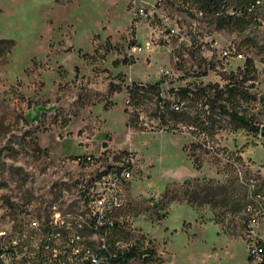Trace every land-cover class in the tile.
<instances>
[{
	"label": "rangeland",
	"instance_id": "rangeland-1",
	"mask_svg": "<svg viewBox=\"0 0 264 264\" xmlns=\"http://www.w3.org/2000/svg\"><path fill=\"white\" fill-rule=\"evenodd\" d=\"M130 1L0 0V39L15 41L10 52L0 56V199H32L30 188L49 180L43 174L58 160L94 155L89 172L95 173L114 153L133 149L137 167L127 186L129 200L123 201L140 230L138 248L147 247L154 258L135 259L132 264H169L170 260L173 264H253L246 243L229 224L228 215L235 212L188 199L200 185L219 184L233 198L245 199V208L247 190L209 146L234 153L259 173L264 168L261 133L234 129L228 115L218 114L224 127L214 132L207 147H200L198 129L191 134L186 127L177 132L157 130L162 126L153 115L156 95L138 98L127 111L125 103L128 98V104H133L128 97L132 82L163 80L162 97L175 100L172 89L200 82L224 85L223 77L233 73L249 92L238 109L261 129L264 23L236 19L220 29L217 19H205V29L220 34V47L232 43L245 52L252 60L249 69L241 61L220 59L211 46L206 50L199 45L164 46L130 57V47L136 39L144 41L147 32L143 26L132 31ZM176 1L181 0H162L166 16L193 21V12ZM252 16L264 21L262 13ZM179 32L186 35L182 43L192 44L193 25H179ZM162 69L170 74L163 76ZM37 106L54 109L31 122L28 113ZM137 114L138 120L129 127L128 119H136ZM246 216L243 212V220ZM229 220L237 221L236 217ZM247 224L244 232H254L255 223ZM123 235L135 239V235L128 238L127 231ZM223 235L234 241L228 243Z\"/></svg>",
	"mask_w": 264,
	"mask_h": 264
},
{
	"label": "built area",
	"instance_id": "built-area-1",
	"mask_svg": "<svg viewBox=\"0 0 264 264\" xmlns=\"http://www.w3.org/2000/svg\"><path fill=\"white\" fill-rule=\"evenodd\" d=\"M176 2L183 9L193 12V21L167 17L166 7L161 4V0H153L152 3L143 0L130 1L132 31H138L141 26L147 31L144 41L136 39L138 41L130 47V57L146 52L151 54L164 46L199 45L204 50L207 46L216 48L218 57L230 63L241 61L242 65L247 67V62H252L236 44L229 43L220 47L217 37L220 34L216 33V30L205 29V19L214 18L222 22L232 17H244L247 21L260 20L264 23L262 17H250L249 13L234 11L232 7L222 8L217 12L204 11L203 0ZM253 2L259 4L260 0ZM184 24L193 25L192 44L182 43L179 25ZM204 54L206 55V52ZM160 72L163 76L170 74L168 69H162ZM134 83L129 87L132 88ZM188 103L187 100L177 101L173 108L182 110ZM125 105L129 110L134 104H128L127 98ZM132 119L133 117L128 119L129 127H133ZM143 125L147 127L148 124L143 122ZM186 128L190 134L192 129H199L195 125ZM157 130L164 131V128L159 127ZM199 131L201 141L197 143L207 147L209 143H206L210 140L207 132L201 129ZM209 148L217 159L233 169L237 180H245L244 190L260 192L262 207H242L235 213H229L228 221L246 243L250 261L253 264H264V168H260V172L256 173L234 153L220 151L214 146ZM94 160L95 157L91 154L80 155L73 160H58L55 166L48 167L47 172L43 174V178L49 180L35 184L33 189L30 188L32 199H0V234L4 228L14 227H32L35 231V238L9 239L6 246H0V264H5L11 259H18L19 264H81V260H90L97 264H132L135 259L154 258L152 251L149 252L147 247L141 250L138 248L137 243L141 240L140 230L132 223V216L118 217L117 213V220H109L111 203L129 200L127 186L134 178L138 161L135 152L129 149L114 153L106 166L91 173L89 164L94 163ZM80 164L86 166L83 168ZM247 179H255V186H247ZM246 211H256V219L243 220V212ZM66 214H81L92 221V228L89 229L96 230L99 240L97 251L86 248L83 235L78 233L77 227L65 225ZM232 217H236L235 223H230L229 218ZM53 223H60L61 232L59 235H53L52 243H45L48 227ZM244 223H255V231L244 232ZM117 231H127L128 238L135 235L134 241L117 238ZM130 253L135 255L129 257Z\"/></svg>",
	"mask_w": 264,
	"mask_h": 264
},
{
	"label": "trees",
	"instance_id": "trees-1",
	"mask_svg": "<svg viewBox=\"0 0 264 264\" xmlns=\"http://www.w3.org/2000/svg\"><path fill=\"white\" fill-rule=\"evenodd\" d=\"M224 4L235 5L236 8H238L240 7L241 2L240 0H203V9L210 12H216ZM236 19L246 20V18L243 17H233L232 19L223 20L222 22L217 19V23L219 28L222 29L226 25H232V23L237 22ZM14 46L15 41L13 39H0V56L5 52H10ZM250 67H252V62L249 60L247 62V69ZM245 78L246 77H244V79ZM223 79L226 81L224 85H221L220 83L204 85L200 82L195 83L194 85L172 89L175 100L162 97L161 84L164 82L163 80L154 84L135 82L133 87H129L128 89L133 104L138 98H147L149 97V94L156 95L157 99L153 115L159 121L162 128H164V131L177 132L182 131L183 127L195 125L199 129L206 131L209 139L211 138L214 140V132L224 127L216 116L218 114H225L230 117V123L234 125V129L251 128L252 131L261 133L260 127L258 125H252L248 115L243 113L241 109H238L241 101L243 99H248L249 96L248 89L243 87V79L239 80V76L234 74L228 77H223ZM183 100L189 101L185 109L176 110L173 108L177 101ZM135 118L136 119H132V122L138 120L139 114H137ZM200 132L201 131L198 133L199 136ZM197 145L202 147V144L200 143ZM196 168H200V164H197V162ZM170 191L171 190L168 187L166 193H170ZM191 194L194 195L193 198L190 197L188 199L191 203L214 204L215 206L213 207L220 205V207L233 212L239 211L245 204V199L242 201L243 199L241 198H233V196L229 194L228 188L219 184L209 186L200 185L197 189L192 191ZM174 199L175 197H171V200ZM249 202L248 194V203L245 208ZM134 255V253H130L128 256L132 257Z\"/></svg>",
	"mask_w": 264,
	"mask_h": 264
},
{
	"label": "bare ground",
	"instance_id": "bare-ground-1",
	"mask_svg": "<svg viewBox=\"0 0 264 264\" xmlns=\"http://www.w3.org/2000/svg\"><path fill=\"white\" fill-rule=\"evenodd\" d=\"M240 2H241V4H240V7H238V8H236L235 5L224 4L221 6V8L219 7L220 9H218L217 11L221 10L222 8L232 7V10H234V11H243L244 13H249L250 17L254 13H257V12L264 14V0H260L259 4H256V2H253V0H240ZM162 3L163 2L161 0V4ZM204 11H208V10L204 9ZM234 18H236V17H234ZM212 19H214V18H212ZM186 29L187 28L185 26L184 30H186ZM185 34L186 33H184V35ZM184 37H182V38H184ZM187 40L190 41V38H188ZM239 181L242 185L240 183L239 184L241 186L245 187V180H239ZM247 186H255V179H247ZM247 192L249 194V201L250 202L246 208L262 207V200L260 199V192H257L256 190H247ZM127 206H128V204L125 201L112 202L111 203V209L109 211V220H117V213H118V217L130 216L126 212ZM245 214L248 216L247 220L256 219V211H246ZM65 225L77 227L78 233L83 235V240L85 241L86 248L90 251H97V248H99V240L97 239L96 230L95 229H89V228H92V221H89L87 219V217H82L81 214H66ZM247 225H248L247 227H250L251 225H253V223H248ZM60 232H61L60 223H53V225H50L48 227V234H46V236H45V243H52L53 235H59ZM123 233H124V231H117V238L125 239V236L123 235ZM25 238H35V231L32 227L6 228L4 231H1L0 246H6L7 240H9V239L24 240ZM5 264H19V260L18 259H11L9 262H5ZM81 264H97V262H90V260H81Z\"/></svg>",
	"mask_w": 264,
	"mask_h": 264
},
{
	"label": "water",
	"instance_id": "water-1",
	"mask_svg": "<svg viewBox=\"0 0 264 264\" xmlns=\"http://www.w3.org/2000/svg\"><path fill=\"white\" fill-rule=\"evenodd\" d=\"M54 107L37 106L33 111L28 113V117L31 122H37L40 120L43 112H51ZM261 135L264 137V126L261 128Z\"/></svg>",
	"mask_w": 264,
	"mask_h": 264
},
{
	"label": "crops",
	"instance_id": "crops-1",
	"mask_svg": "<svg viewBox=\"0 0 264 264\" xmlns=\"http://www.w3.org/2000/svg\"><path fill=\"white\" fill-rule=\"evenodd\" d=\"M190 203H191V202H190ZM193 204H194V203H193ZM195 204H197V203H195ZM218 207H220V206L214 207V209H217ZM194 209L198 212V210H197L196 208H194ZM198 213H199V212H198ZM222 238H225V239L227 240L228 243H231V242L234 241V240H232L228 235H223ZM169 251H170V250H169ZM168 263H169V264H173V261L170 260Z\"/></svg>",
	"mask_w": 264,
	"mask_h": 264
}]
</instances>
